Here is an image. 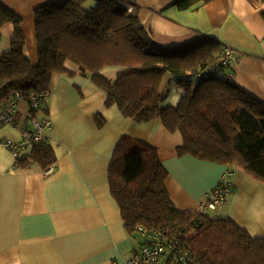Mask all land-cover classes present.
<instances>
[{"label": "trees", "instance_id": "obj_1", "mask_svg": "<svg viewBox=\"0 0 264 264\" xmlns=\"http://www.w3.org/2000/svg\"><path fill=\"white\" fill-rule=\"evenodd\" d=\"M86 1L61 0L35 9L38 64L26 55L22 18L0 2V34L5 24L14 25L11 46L0 56V105L17 90H50L57 73L75 76L78 72L66 65L71 61L103 88L108 106L116 104L138 123L160 118L168 130L179 131V156L230 168L237 164L264 180V102L234 79L230 63H222L227 46L204 37L164 48L143 25L135 0H96L89 7ZM211 1L174 0L172 6L187 10ZM107 66L120 67L115 78L103 74ZM169 74L183 90L176 106L162 103L161 85ZM56 161L45 139L22 153L17 164L37 162L47 171ZM168 178L157 146L121 136L110 160L109 182L126 229L141 237L138 248L146 240L142 230L159 231L190 251L189 264H264V236H253L232 216L182 211L170 196Z\"/></svg>", "mask_w": 264, "mask_h": 264}, {"label": "crops", "instance_id": "obj_2", "mask_svg": "<svg viewBox=\"0 0 264 264\" xmlns=\"http://www.w3.org/2000/svg\"><path fill=\"white\" fill-rule=\"evenodd\" d=\"M58 1L0 0L22 18L25 52L33 64L40 60L35 9ZM135 1L143 25L161 47H183L211 37L233 48L234 79L264 102V0H212L187 10L172 6L174 0ZM95 3L86 1L88 7ZM13 35L12 23L1 28L0 56L10 48ZM66 65L78 73L53 76L48 110L39 113L52 122L44 130L57 156L49 171L37 162L18 165L5 145L7 139H22L20 128L30 114L27 102L19 104L17 126H0V264H118L133 255L141 237L126 229L109 182L110 160L125 134L159 148L169 170L168 190L179 209L200 210L207 192L228 178L236 188L223 204L230 205L229 215L253 236H264V198L252 187L261 181L237 164L230 168L179 156V131L168 130L160 118L138 123L125 116L116 104H106L105 91L90 75L79 73L71 61ZM119 69L107 66L102 72L113 79ZM173 79L167 75L161 90ZM221 206L210 210L220 212Z\"/></svg>", "mask_w": 264, "mask_h": 264}, {"label": "built area", "instance_id": "obj_3", "mask_svg": "<svg viewBox=\"0 0 264 264\" xmlns=\"http://www.w3.org/2000/svg\"><path fill=\"white\" fill-rule=\"evenodd\" d=\"M221 61L225 64H232L235 61L234 49L227 46ZM49 94L50 90H33L29 94L17 90L0 108V126H17L16 118L19 112V104L23 101L28 103L30 114L27 118V124L20 128L22 139L20 141L7 139L5 141V145L12 150L16 162L22 153L46 139L44 130L51 128L52 122L47 116H40L39 113L45 107ZM231 191L232 186L229 181L220 183L216 188L207 192L201 202V210L208 211L225 204ZM142 235L146 239L145 243L129 259L118 264H189V260H191L190 251L185 247L178 246L166 234L159 231L147 232L142 230Z\"/></svg>", "mask_w": 264, "mask_h": 264}, {"label": "rangeland", "instance_id": "obj_4", "mask_svg": "<svg viewBox=\"0 0 264 264\" xmlns=\"http://www.w3.org/2000/svg\"><path fill=\"white\" fill-rule=\"evenodd\" d=\"M192 80L194 82H196L197 78H193ZM175 85H177V84L174 81V79L171 82L169 81V85L165 89L164 101L162 102L164 106L172 105V104H173V106H175V104L178 103V101L180 99V95H181L180 93H181L182 89L181 88H176ZM178 97H179V99H178ZM176 99H177V103L174 104ZM257 180L261 181L262 184H259V185H253L252 184V187L256 190L257 195H259L260 198L262 199V197L264 198V180H260V179H257ZM224 181L228 182L229 179L227 178ZM232 188H233V190L228 194V198L229 199H232V197H233V194H234L233 191H234L235 186H233ZM229 207H230V205L227 204V205L221 206L222 209L220 210V212H217V211H214V210H208V212L211 213V215H213V216H230L229 213H228ZM218 209H220V207ZM261 213L264 214V209H262ZM234 219L237 220L235 217H234ZM260 221H261V225L263 226V220L261 219V216H260ZM237 222H240V221L237 220Z\"/></svg>", "mask_w": 264, "mask_h": 264}]
</instances>
